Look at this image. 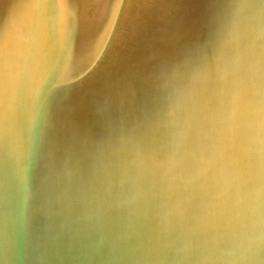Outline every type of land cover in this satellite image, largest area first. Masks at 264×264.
<instances>
[{"label": "water", "instance_id": "95a60500", "mask_svg": "<svg viewBox=\"0 0 264 264\" xmlns=\"http://www.w3.org/2000/svg\"><path fill=\"white\" fill-rule=\"evenodd\" d=\"M0 264H264V0H0Z\"/></svg>", "mask_w": 264, "mask_h": 264}]
</instances>
